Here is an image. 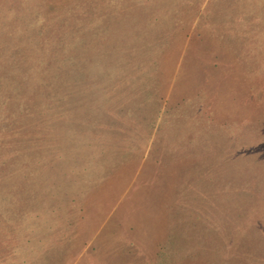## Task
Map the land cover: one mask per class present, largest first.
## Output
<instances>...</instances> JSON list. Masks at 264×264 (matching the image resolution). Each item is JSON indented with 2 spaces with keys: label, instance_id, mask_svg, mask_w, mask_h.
<instances>
[{
  "label": "rangeland",
  "instance_id": "374dc122",
  "mask_svg": "<svg viewBox=\"0 0 264 264\" xmlns=\"http://www.w3.org/2000/svg\"><path fill=\"white\" fill-rule=\"evenodd\" d=\"M258 196L264 0H0V264H264Z\"/></svg>",
  "mask_w": 264,
  "mask_h": 264
},
{
  "label": "trees",
  "instance_id": "16d2710c",
  "mask_svg": "<svg viewBox=\"0 0 264 264\" xmlns=\"http://www.w3.org/2000/svg\"><path fill=\"white\" fill-rule=\"evenodd\" d=\"M116 106V105H115ZM114 106V107H115ZM119 107H120V105H118ZM121 108V107H120ZM195 109H196V107H195ZM119 112V111H118ZM129 113H132V112H129ZM190 113V112H189ZM207 113H208V111H207ZM208 116L209 117H211L212 118V120H210V121H208V122H210L209 124V126H211L212 127V133H215V135H221V136H223V137H225L227 140V144L226 145H222V149L220 150V153L222 154V155H224L225 156V158H226V155H229V159L232 161V162H234V160L236 159V156L234 155L235 154V151H237V148L238 147H236L237 146V144L239 143V139H240V132L239 131H235L234 133V135L235 136H233V137H231V135L229 136L228 135V133H230L231 131H230V127L231 126H228V123L226 124V122L225 121H223L220 125L218 124V122L217 121H214L213 120V116H212V114L209 112V114H208ZM196 117H199L200 118V116H196ZM195 118L192 116L190 119H189V116H188V120H190V121H188L189 123H188V126L189 127H191V128H193L192 127V121L194 120ZM187 121V120H186ZM203 122V121H202ZM204 123V125L205 126H207V123H205V122H203ZM249 123V122H248ZM238 123H235V126H237L238 127V125H237ZM250 125V126H249ZM219 127V128H218ZM253 128H254V125H252V123H249L248 125L247 124H245L244 126H243V130L245 129V132L246 131H248V130H253ZM257 128H260L258 125H257ZM211 130V129H210ZM220 130H221V132H220ZM242 130V131H243ZM219 132H220V134H219ZM254 133L256 132V127L254 128V131H253ZM214 164V163H213ZM222 176H224V174L222 175ZM251 182H248V181H245L244 182V184H242V183H240L239 185L240 186H244V188H239V189H237L236 191H235V194H239V195H241V197H242V194H247V191H246V189L247 188H245L246 186H247V184H249V183H253L254 181H252V180H250ZM232 188V185H231V187H230V189ZM231 193H232V191H231ZM233 194V193H232ZM243 199V198H242ZM254 200V196L253 195H251L250 196V194H249V197H248V200ZM259 200H263V204H264V199L263 198H261L260 196H258L257 197V201H259ZM256 201V202H257ZM263 219V218H262Z\"/></svg>",
  "mask_w": 264,
  "mask_h": 264
}]
</instances>
